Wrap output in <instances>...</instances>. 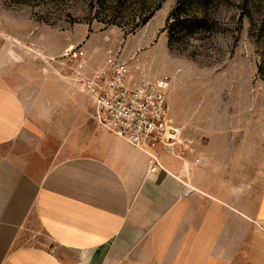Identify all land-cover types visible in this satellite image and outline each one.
Here are the masks:
<instances>
[{
	"label": "crops",
	"instance_id": "0c3cea01",
	"mask_svg": "<svg viewBox=\"0 0 264 264\" xmlns=\"http://www.w3.org/2000/svg\"><path fill=\"white\" fill-rule=\"evenodd\" d=\"M2 43L0 264H264V186L255 198L198 145L156 148L151 172L147 150L96 124L91 96L58 62L81 43L91 72L106 39L54 44L47 70L13 62Z\"/></svg>",
	"mask_w": 264,
	"mask_h": 264
},
{
	"label": "rangeland",
	"instance_id": "374dc122",
	"mask_svg": "<svg viewBox=\"0 0 264 264\" xmlns=\"http://www.w3.org/2000/svg\"><path fill=\"white\" fill-rule=\"evenodd\" d=\"M176 2L161 0L135 26L158 0H0V44L14 47L13 62L47 70L59 59L54 44L104 38L99 57L120 49L151 74L169 75L171 125L204 146L227 179L236 169L232 179L256 198L264 186V0H184L186 23L171 47L166 20Z\"/></svg>",
	"mask_w": 264,
	"mask_h": 264
},
{
	"label": "built area",
	"instance_id": "2783aa9c",
	"mask_svg": "<svg viewBox=\"0 0 264 264\" xmlns=\"http://www.w3.org/2000/svg\"><path fill=\"white\" fill-rule=\"evenodd\" d=\"M59 64L72 71L73 85L93 100V119L96 124L131 145L148 151L154 159L150 171L162 167L154 150L168 153H196L194 139L183 136L171 125L169 95L171 77L155 75L148 66L126 58L120 49L109 50L99 67L87 72V51L82 45H70ZM196 157V162H201Z\"/></svg>",
	"mask_w": 264,
	"mask_h": 264
},
{
	"label": "trees",
	"instance_id": "16d2710c",
	"mask_svg": "<svg viewBox=\"0 0 264 264\" xmlns=\"http://www.w3.org/2000/svg\"><path fill=\"white\" fill-rule=\"evenodd\" d=\"M160 2L161 0H158V3L155 5V7L152 10H150L148 13H144V15L142 13V15H140L142 16L141 19L139 20L138 23L135 24V26L145 23L153 15L155 9H157L160 6ZM183 6H184V0H177L176 5L172 8L166 20L167 29L169 31L168 42L171 47L173 46V42H174L173 39L174 30L176 29L180 30V27L182 29L183 27L182 24L186 23L185 16L183 15L184 13Z\"/></svg>",
	"mask_w": 264,
	"mask_h": 264
}]
</instances>
